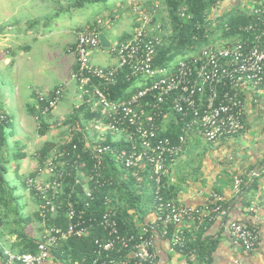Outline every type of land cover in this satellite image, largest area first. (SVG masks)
I'll return each mask as SVG.
<instances>
[{"label":"built area","instance_id":"2783aa9c","mask_svg":"<svg viewBox=\"0 0 264 264\" xmlns=\"http://www.w3.org/2000/svg\"><path fill=\"white\" fill-rule=\"evenodd\" d=\"M137 26L122 43L109 45V56L116 59L115 67L101 68L90 63V54L100 49L99 32L93 29L76 32L73 55L76 70L70 74L82 95L94 99L100 110L105 112L102 120L93 123L91 128L100 133L107 132L123 135L131 141L128 150H117L108 145L96 144L90 147L92 170L85 180L84 204L88 208L94 200L95 190L112 186L111 179H104V158L110 156L116 165L130 170L135 177L147 171L152 186V199L155 210L137 234L122 236L118 230L116 210L109 196L103 197L106 210L98 219L84 217L83 210L77 208L73 200V188L66 194L65 174L62 156H68L66 150L58 155L52 154L43 161L45 177H33L25 180L29 190H33L41 201L39 216L46 222L59 210L63 211L66 225L63 228L45 229L34 253H17L2 249L4 264H53L50 249L68 237L81 238L88 234L93 225L108 233L110 240L97 242V253L127 251L117 262L106 255L95 260L99 264H158L155 248L157 239L168 235L170 227L175 228L171 248L179 252L186 242L183 230L187 222L197 221L208 224L215 216L225 221L228 237L232 244L244 253L254 252L260 245L261 235L259 219L256 216L258 205L248 207L249 218L244 220L228 219L224 208V199L212 192L208 201L201 206H188L165 198L168 165L183 152L187 137L195 133L207 143H216L222 139L235 137L245 131V106L243 91L247 87L264 86V21L261 26L254 24L246 28L250 35L248 41L219 43L207 46L194 53H187L168 67L153 68V61L159 46L157 38L161 31L156 23V9L135 8ZM253 15L264 18V8H256ZM104 21L97 20V25ZM127 67L134 77H142L141 90L131 97L115 101L110 98L108 87L115 84V73ZM97 83V84H96ZM63 86L53 90L50 97L39 95L38 101L45 103L42 114L53 110L63 95ZM169 102L170 113L180 117L182 126L173 142L159 135L156 119L161 115V107ZM75 146H73V149ZM257 177L256 173L251 175ZM75 179L73 186L81 185ZM91 184V187L89 186ZM243 181L233 178V190L241 191ZM264 191V186L262 187ZM63 197L61 201L60 199ZM232 264H239L233 260Z\"/></svg>","mask_w":264,"mask_h":264},{"label":"crops","instance_id":"0c3cea01","mask_svg":"<svg viewBox=\"0 0 264 264\" xmlns=\"http://www.w3.org/2000/svg\"><path fill=\"white\" fill-rule=\"evenodd\" d=\"M25 1H17L13 10L6 7L12 4L8 1L0 5V71L11 76L8 77L11 79L8 89L5 80L4 84H0V116L9 119L4 145L0 149V161L5 163L4 177L10 172L16 185L18 184V186L8 185L11 189L8 193L12 199L11 203L0 200V249L17 253H24L22 233L34 239L25 232L27 225L20 213L24 207H27L26 204L33 210L32 215L38 209L30 190L24 185L26 178L44 177L43 169L38 167V153L48 145L56 147L69 141L72 131H75L77 126L70 128L64 125L63 121L72 114L74 108L85 104L89 116L96 115L100 110L94 99L82 95L76 84L70 81V74L75 67L72 47L75 43L76 31L83 28L73 24L62 26L60 21H69L71 13L80 9L71 8L77 0H63L64 9L60 5L53 6L54 11L50 12L51 16L45 17L44 20L39 19V16L29 19L16 18V12L22 6H28L29 3L36 6L46 0ZM153 2L154 5L161 3L158 0H123L116 3L119 11L109 13L105 9L106 16L95 14L93 21H109L108 16L112 17L110 21L121 20V16H130V21H138L133 11L135 8L132 14L131 6L137 5L142 8ZM261 7L264 8V0H222L207 14V20L214 21L231 12L245 14ZM164 10L167 14L163 5L159 7L158 14L156 12L158 21L162 20ZM57 11H60V14L56 13ZM120 12L126 14L121 15ZM91 24L86 23L84 28ZM128 34L130 35L129 32L122 33L116 42L126 40ZM54 37L56 40H53ZM49 40L52 41L53 47L46 49L47 47L43 46L40 58L36 62L32 61L34 44L38 41L46 44ZM108 58L109 62L103 66L92 62L91 59L90 63L96 67H115L116 59L110 56ZM60 85L63 86L62 98L51 110L50 115L43 118L46 127L45 132L40 134L33 114L38 106L37 96L48 97ZM243 99L245 106L243 133L216 143H207L204 140L202 143L195 133L187 137L182 154L168 165L166 187L167 195L171 199L188 206H201L208 201L210 194L215 192L224 199L228 213L227 220H244L250 217L248 208L242 209L239 200L242 188L239 193L233 190V178L240 177L244 186L251 181L253 173L264 170V86L247 87L243 91ZM82 117H80L81 125L84 124ZM102 118L91 122L85 130L83 139L89 148L94 142L104 141L108 136L115 140L124 137L110 132L100 134L91 129L93 123ZM174 122L173 119L167 120L165 116L161 130H166ZM16 137L17 139L14 140ZM9 139H12L14 147H10ZM7 155L9 156L5 157ZM9 165L11 166L8 170ZM20 178L24 183L20 182ZM137 181L139 182V178ZM260 182L261 186L251 202H256L257 205L260 196L264 195L262 191L264 178ZM18 187L23 193L17 191ZM23 196L24 204L19 201L23 200ZM20 202H22L21 207L18 205ZM256 216L260 221L261 241L252 253H244L232 244L225 226L226 220L220 216H215L208 224L187 222L183 230L191 243L197 240L196 236L200 228L204 231L202 241L209 239L218 241L217 249L212 254L213 264H232L233 260H237L239 264H264V207L261 205H258ZM155 248L158 264H200L194 254L180 253L172 249L166 239H157ZM51 262L59 264L53 259ZM0 264H4L1 257Z\"/></svg>","mask_w":264,"mask_h":264},{"label":"trees","instance_id":"16d2710c","mask_svg":"<svg viewBox=\"0 0 264 264\" xmlns=\"http://www.w3.org/2000/svg\"><path fill=\"white\" fill-rule=\"evenodd\" d=\"M123 0H117L120 2ZM162 1L165 5L167 16L171 27V38L168 42L159 44L156 55L153 61V68L168 67L177 61L179 57H183L189 50L194 48L198 44H202L203 47L211 46L214 43H231L235 41H248L249 34H246V28L257 23L261 26V22L264 18H259L253 15L252 12L237 14L235 12L228 13L217 18L214 21L207 20V14L213 9L216 4L222 0H158ZM99 2L106 5L107 0H77L71 8H82L92 4H98ZM155 3L148 4L144 9L154 8ZM134 6V5H133ZM105 8V7H104ZM103 8V9H104ZM134 8H139L137 5ZM105 10V9H104ZM103 25L98 26L97 20L93 21L88 27L89 29L96 30L102 33L105 27ZM83 30V29H79ZM125 40L117 42L122 43ZM74 47V45H73ZM72 47V50H73ZM200 50V49H199ZM198 50V51H199ZM197 52V51H196ZM76 70V66L73 71ZM115 84L108 87L110 98L115 101H122L133 94L137 93L144 84L142 77H134L129 73L127 67L118 69L115 73ZM139 83V85H137ZM97 84V83H96ZM49 95L48 97H50ZM86 96V95H84ZM90 98V96H87ZM37 101V108L33 111L38 130L40 134L45 132L46 125L43 118L50 115V112L43 115L42 110L45 103ZM105 112L99 110L96 115L89 116L88 107L85 104L73 109L71 115L64 119L63 124L68 125L70 128L77 126L75 131H72L71 137L67 143L57 145L53 150L48 152L49 145L44 147L39 153L38 162L39 169H43V161L50 157L52 154L58 155L61 150H66L68 156L63 155L61 160L64 165L62 170L65 174V183L68 184V188H65L66 194L73 188V200L77 201V208L83 210L84 217H91L98 219L100 215L106 210V206L103 202L104 196H109L111 199V205L116 210V221L120 234L127 236L131 234H137L140 231V226L148 221L150 215L155 210L152 199V186L148 179L147 171L139 174V182L130 170L124 169L122 166H117L110 156L104 158V179H111L112 186L101 187L94 191V200L90 202L88 208H84V204L89 200L85 197V180L89 177V173L92 170L93 161L91 159V149L86 146L83 139L86 128L89 127L91 122L98 120L100 117H104ZM170 113L169 102H165L161 107V115L156 119L157 125H159L163 118ZM174 117V123L169 125L166 130L162 131L159 126V135L161 137H168L171 141H175L182 126L180 117L172 114ZM84 119V124L81 125L80 117ZM9 119L0 116V149L4 145L5 130L8 126ZM92 129V128H91ZM97 144L108 145L117 150H128L131 148V141L126 140L124 137L117 140L108 136L104 141L97 142ZM73 146L75 148L73 149ZM20 159V158H19ZM4 162L0 161V200L5 201V197L9 194L11 189L8 187V183L4 177ZM257 177H252L251 181L242 187V193L239 195L242 209L248 208L254 195L258 191L259 181L264 178V170L262 172H256ZM33 178V177H32ZM81 180V185L73 186L74 180ZM21 183H24L22 178L19 179ZM25 185V183H24ZM91 187V184L89 185ZM31 195L36 201L37 206L41 204V201L36 196L33 190H30ZM219 194V193H218ZM220 195V194H219ZM165 198L167 200H173L167 195V187L165 190ZM63 197L58 199L61 201ZM258 205L264 207V195L260 196ZM226 208V205H224ZM15 210V209H13ZM33 218L41 222L39 211L32 215ZM26 225L31 223V217H25L22 219ZM46 228L60 227L63 228L66 225V219L63 216V211L59 210L58 214L53 218H47ZM196 224H199L197 221ZM23 228V227H22ZM197 240L195 243H191L190 239L186 237L184 249L180 253L194 254L195 259L200 264H213L212 254L217 249V240H203L202 234L204 231L202 228L198 229ZM175 232V228L170 227L168 229V235L161 239L168 240L171 246L172 236ZM185 233V232H184ZM22 239L24 243V253H34L37 243L39 241L29 238L22 233ZM110 240L108 233L97 225H93L86 236L81 238L68 237L58 243L57 246L50 249L51 258L59 264H95L100 256L102 261L105 260L107 255L109 259L114 262L122 259L127 251L121 250L120 252L97 253V242H107ZM179 252L178 248H175ZM2 256V249H0V257ZM96 264H99L96 262Z\"/></svg>","mask_w":264,"mask_h":264},{"label":"rangeland","instance_id":"374dc122","mask_svg":"<svg viewBox=\"0 0 264 264\" xmlns=\"http://www.w3.org/2000/svg\"><path fill=\"white\" fill-rule=\"evenodd\" d=\"M5 1H8L9 3H12V4H8V6H6V7L8 9L12 8V10H13L14 7H15L16 2L19 1V0H0V5L2 3H5ZM23 1H25V0H23ZM160 2L161 3H159V5L156 4V5H158V7L156 5L154 6V8L156 9L157 14H158V11H159V7L161 8V6L164 5L162 1H160ZM116 3H117V0H107L106 5H104L103 3L99 2L98 4H92V5L86 6L85 8H80L76 12H72L71 13L72 16L69 17L70 18L69 21H60V25H62V26L65 25L66 26L67 24H73V25H76V26H80L83 29H86V28H84L86 26L85 24L86 23H92L93 20H94L95 14H97L98 16L103 15V17H104V15H105V12H104L105 10L104 9H106L109 13L110 12L112 13L114 11H119V8L116 7L117 6ZM58 5H60V7L62 9H64L63 0H46V1L40 2V4H36V6L30 5V3H29L28 6H22L20 8V10H17L16 18H18V19H29V18H32V17H35V16H39L40 17L39 19L44 20L45 17H50L51 16L52 13H50V12L54 11L52 9V7L53 6H58ZM164 7H165V5H164ZM133 9H134V7L131 6L132 14H133V11H132ZM56 13L60 14V11H57ZM124 14H126V13H124V12H123V14L121 13V15H124ZM129 18H130V16L129 17L128 16L127 17L126 16H121V20L115 19L114 21H110V19H112V17L108 16L107 20H109V21H104L106 23L105 24L106 29L103 30L102 34L106 37V39L108 40V42L110 43L111 46L117 43L116 40L120 37V35L122 33L129 32L131 34L134 31V29L136 28L137 21H130ZM154 21L156 23L160 24V26H161V31L157 35L159 43L162 44L163 42L166 43V42L170 41V38H171V27H170V22H169L168 16L165 13V10L163 12L162 20L158 21L157 18H155ZM51 25H53V24L51 23ZM55 25H56V22H55ZM53 40H56V38L54 37ZM43 44H42L41 41H38L36 44H34V46H33L34 52L31 55L32 56V61L36 62V60L40 58V56H41L40 54L42 53L41 49L43 48V46H44V48L47 47L46 49H49V48L53 47L52 41H50V40H49V42L46 41V44L45 43H43ZM217 45H219V43H214L211 46H217ZM202 47H203L202 44H198L194 48L189 50L188 53H194V52L198 51L199 49H201ZM108 57H109V51H108V49H105V48H100V49L94 50L90 54L91 61L95 62L97 64H100L102 66L106 62H109L110 59ZM180 58L181 57H179L178 59H180ZM101 68H104V67H101ZM8 77L11 78V76H8V73L0 71V84H2V83L4 84V80H5L8 83L6 85V89L9 88L8 87L9 86V82L11 81V79H9ZM166 119L167 120L168 119H173L174 120V117H173L172 114H167L166 115ZM16 139H17V137L14 140H16ZM11 140L12 139H9L10 147H14V143ZM201 142L204 143L203 140ZM95 144H96V142H94L92 145H95ZM8 156L9 155H7L5 157H8ZM10 166L11 165H9L7 167L8 170H9ZM5 179H7V182H8L9 186H15L16 185V181L14 180V178H13V176H12V174L10 172L5 176ZM260 181H259L258 187L261 186V182ZM16 186H18V184ZM17 191H19V192L21 191L19 187L17 188ZM21 193H23V191H21ZM5 200L9 201V203H11L12 199L10 197V194L7 197H5ZM19 201H22L23 204H24V202H25L24 196H23V200H19ZM22 202H20V204H18V203L17 204L21 207ZM26 205H27V207L26 208L24 207L23 210L20 213L21 217H24V218L25 217H31L32 220H31V223L27 225V228L25 229V232L29 233L35 240H39L40 241L42 236H43V233H44L45 229H47L46 228V224L42 220L40 222V221L36 220L35 218H33V216H32L33 210L31 209L30 205L29 206H28V204H26ZM11 208H12V206H11ZM25 227H26V225H25Z\"/></svg>","mask_w":264,"mask_h":264},{"label":"water","instance_id":"95a60500","mask_svg":"<svg viewBox=\"0 0 264 264\" xmlns=\"http://www.w3.org/2000/svg\"><path fill=\"white\" fill-rule=\"evenodd\" d=\"M99 41H100L101 48L107 49L109 47V45H110V43L108 42V40L106 39V37L102 33L99 34ZM54 147H55V145H51L48 148V152H50L51 150H53Z\"/></svg>","mask_w":264,"mask_h":264}]
</instances>
